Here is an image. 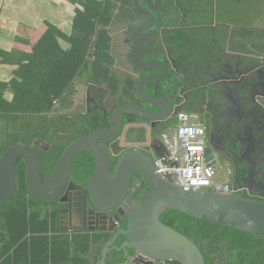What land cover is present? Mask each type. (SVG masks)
I'll return each mask as SVG.
<instances>
[{
    "label": "crops",
    "instance_id": "crops-1",
    "mask_svg": "<svg viewBox=\"0 0 264 264\" xmlns=\"http://www.w3.org/2000/svg\"><path fill=\"white\" fill-rule=\"evenodd\" d=\"M93 1L95 2L90 0H0V106L7 105L13 108L12 103L19 97L18 83L29 75V68L26 66L31 61L44 64L45 60L39 61V55H43L47 50L41 48L38 54L34 53L42 38L52 30L51 37L44 43L50 44L49 49L53 48L54 55L57 53L55 40L62 49H70L71 40L68 37L73 33L79 11H84L86 6L97 7L93 4L96 2L101 3L104 7L108 5L109 1L114 4L112 9L114 18L111 24L107 25L111 31L110 43L114 57L111 70L122 77L123 83L127 84L128 79L137 81V92V85L141 77L151 74V72L152 74H155L153 72L156 74L163 72L158 67L150 72H142L134 65V43L128 42V34L133 33L136 27L147 21V18L138 12L136 0H131L130 7L133 11L135 10L134 15L128 11L124 12L122 9L125 0ZM217 2L219 10L222 9L219 16L213 14ZM138 5L141 8H147L145 0H139ZM161 5L164 6V11L159 15V22L155 23L152 29L145 31L146 34L152 33V39L157 38L155 42L146 44L145 60L159 59L169 63L170 73H179L182 85L178 92L181 96L180 102L174 103L175 99L170 95L174 99L173 106L176 113L168 120H164V125L168 126L166 129L158 130L161 133V144L158 147L155 146V149L150 148L154 158L166 152L165 138L172 136L177 131L180 124L177 113L184 112L190 116V113L185 110V93L187 99L192 98L196 105L204 104L207 106L206 109L220 103V97L225 94H228L227 99L237 100L251 97V93L255 92V98L264 102V88L261 87L259 90L261 81L248 91V83L256 82L257 80L252 81V79H257L259 76L258 73H255L258 70L253 71V69H259V66L264 62V0H162L160 5L152 8L154 14L157 13L159 7H162ZM234 14L240 15L234 16ZM155 29H159V31L156 32ZM179 30L183 39L186 38L188 47L186 46L185 49V45H182L181 53L172 57L166 36L170 38L174 36V31ZM160 41L163 47L157 49L152 58H146L149 54V45ZM190 50L193 52L190 53ZM173 59L176 62L181 59L183 67L186 64L191 68L192 72L189 78H185L184 71L182 73L175 72V68L172 67L174 64L170 63ZM229 70H232L233 73H230ZM243 70L249 71L245 74L247 83L236 84L237 81L234 80L241 76ZM226 74L230 78H226ZM234 76L235 79H232ZM87 80L91 82L90 79ZM91 83L95 87L105 89L109 105L112 90H109L106 84ZM69 92L70 94L68 96L66 94L62 99H54L53 107L48 113H25L15 111V109L12 112L3 111L1 113L0 111V152L12 138L14 139L13 136L5 138V132H9L10 121L14 122V126L17 124V127L28 124L36 126V121L47 119L55 113L67 114L71 112L75 96L79 93L78 81L74 82ZM117 94H122L126 103L141 106L142 99L138 93L135 97L133 90L129 94L119 90ZM63 101L65 110L60 107V103ZM251 105L255 107L256 104L251 102ZM149 109L155 108L150 106ZM259 109L264 112V104L263 108L259 107ZM30 115L34 117L37 115L39 119H26ZM190 122L201 124L198 121ZM3 123L4 128L2 127ZM155 127L156 125L143 126L146 129L147 139L151 137V131ZM127 129H130L129 124L125 127V130ZM15 130L19 135L24 133V129ZM229 164V161L215 164L214 182L216 184L234 186L229 178L231 172ZM70 236L73 238V235Z\"/></svg>",
    "mask_w": 264,
    "mask_h": 264
},
{
    "label": "water",
    "instance_id": "water-1",
    "mask_svg": "<svg viewBox=\"0 0 264 264\" xmlns=\"http://www.w3.org/2000/svg\"><path fill=\"white\" fill-rule=\"evenodd\" d=\"M136 0V8L147 21L128 34V42L134 43V65L142 72H150L155 68L163 70L160 74H148L139 79L137 93L146 103L155 109H149L137 104L126 103L114 109L110 116V127L91 130L72 143L61 154L57 164L47 179L45 175V162L35 141L22 139L9 148H5L0 155V202L9 199L15 194V180L17 176V163L22 158L26 163V180L30 192L43 199H53L57 194H48V189L61 188L72 178V183L78 179L72 168L77 155L89 151L95 162L94 173L82 184L80 190L85 196L90 197L93 206L101 211H108L112 215L115 210L124 208L127 211V228L114 233V239L107 243L101 251L96 264H108L107 256L112 248L110 246L119 234L127 237L119 250H123L128 257L126 262L114 264H136L129 255L128 250L136 252L151 259L171 260L180 264H205L203 253L197 243L188 236L165 224L161 214L168 208L186 212L201 219L217 222L239 230L261 233L264 236V199L245 196L238 192L225 193L215 189L185 188L175 184L170 176H162L156 170L154 159L139 148H131L121 154L114 164L113 154L117 147L108 148L105 141L117 139L123 130L125 114L138 115L148 122L163 123L176 110L173 106L174 99L170 96L157 97L145 91V86L151 82L165 79L170 73V64L159 59L145 60L146 44L155 42L151 38L152 29L157 22L152 8L160 5L162 0H145L147 8H141ZM159 31V29H155ZM128 33V32H127ZM146 35H149L148 37ZM170 63L175 64L176 60ZM173 67V66H172ZM175 72H178V68ZM251 79V78H250ZM257 80V81H256ZM248 83V91L260 83V75ZM257 83V84H256ZM174 112V114H173ZM206 149V160L209 165L215 161ZM137 170L145 181L150 191L138 200L132 201L128 197L134 171ZM71 187V185H70ZM60 188V189H61ZM264 192V187H263ZM59 191V190H58ZM77 194V201L80 200ZM115 220L110 219V231L114 230ZM151 263V262H148Z\"/></svg>",
    "mask_w": 264,
    "mask_h": 264
},
{
    "label": "trees",
    "instance_id": "trees-1",
    "mask_svg": "<svg viewBox=\"0 0 264 264\" xmlns=\"http://www.w3.org/2000/svg\"><path fill=\"white\" fill-rule=\"evenodd\" d=\"M124 3L122 7L124 12L128 11V13L134 15L135 10L133 11L130 8L131 0H125ZM93 4L97 7L86 6L84 11H79L73 33L68 37L71 40L70 49H62L55 40L57 53L54 55L53 48L49 49L50 44L44 43L51 37L52 30L42 38L41 43H39L41 45L36 46L34 53L38 54L41 48L47 50L43 55H39V61L45 60L44 64L31 61L26 66L29 68V75L18 83L19 97L12 103L13 108L7 105L0 106L1 113L3 111L12 112L14 109L25 113H48L53 107L54 99H62L66 94L67 96L70 94L69 89L74 84L75 76L81 71H90L91 82L106 84L113 92L110 93V102L107 108L109 117L104 116L101 111L96 112L90 118L85 117L84 121L87 125L82 129L83 133H86L88 128L96 130L100 127L110 126L109 118L114 109L126 103L122 94H117L119 90L125 91L126 94L131 93L133 90L134 96H137V81L128 79L127 84H124L122 77L111 70L114 57L110 43L111 31L107 28V25H110L114 18L112 12L114 4L111 1L105 7L99 2ZM173 34L174 36L170 38L166 36V42L170 46L172 57H176L175 55L181 53L180 49L184 45L186 49L188 45L186 44V38L184 40L180 34V30L174 31ZM162 47L161 41L149 45V54L146 58L155 56L156 50ZM192 52L190 50V53ZM177 64L181 66V73L184 71L185 76H191V68L188 65L183 67L181 59L177 60ZM93 70L97 71V75L102 76L97 77V79L92 78ZM181 85L179 73L171 72L165 80L148 83L145 86V91L157 97L171 95L175 99L174 103H178L181 101V96L178 93ZM28 118L39 119L37 115L36 117L30 115L26 119ZM141 119L138 115L127 113L124 117V125ZM43 120L46 121V119ZM16 129H24L23 132L30 138L40 135L41 132L36 131V126L34 127L32 124L18 126ZM54 130L56 129L54 128ZM134 131L140 133L139 140L146 139L145 128H132L129 133L132 134ZM49 135L54 137L55 134L53 132ZM12 136L17 139L18 132L13 133ZM10 137V135L7 136V138ZM83 156L87 159L84 162H79L85 167L83 174L85 178L93 173L95 163L89 151H85ZM117 160L118 157L115 158L114 162L116 163ZM76 167L78 169V166ZM18 181L17 185L20 188ZM148 191L147 185L143 184L137 191L136 198H140L144 192ZM244 195L249 196L247 191ZM18 202L19 205L11 213L12 218L10 217V227L12 229L10 243L5 245V242L3 253L1 251V256L5 257L2 264L97 263L101 255V246L98 243L103 244L102 236L92 238L89 233H77L72 238L68 234L58 233L54 237H49L46 235L49 229L47 219H42L36 214H33L29 219L26 211L23 214L21 212V207L24 208L22 201L18 200ZM161 220L197 243L203 253L205 264H264V236H261V233L254 234L239 230L173 208L166 209L161 214ZM28 231L32 232L31 238L27 236ZM113 256L115 258H112ZM121 256L122 253L114 250L113 253L108 254L107 262L121 261Z\"/></svg>",
    "mask_w": 264,
    "mask_h": 264
},
{
    "label": "flooded vegetation",
    "instance_id": "flooded-vegetation-1",
    "mask_svg": "<svg viewBox=\"0 0 264 264\" xmlns=\"http://www.w3.org/2000/svg\"><path fill=\"white\" fill-rule=\"evenodd\" d=\"M163 11L164 6L159 7L157 13L155 12L157 18L156 23L159 22V15L162 14ZM261 66H259V69H253V71L258 70L255 73H258L262 79L259 84V90L261 87L264 88V62ZM173 67L178 68L177 71L180 72L181 66L178 65L177 62ZM229 72L233 73L232 70H229ZM247 72L249 71L243 70L239 78L235 79L234 76L232 79L237 81L236 84L244 85L247 83L245 75ZM153 73L156 74V72ZM185 78H189V76H185ZM226 78L230 77L226 74ZM78 90L79 93L75 96V103L71 108V112L67 114L55 113L46 119L41 129V132L45 134L40 133V135L30 138L24 133L20 135L18 133L17 139L12 138L3 150H1L0 155L4 152L5 148H9L22 139L35 141L36 144L39 145L38 150L45 162L44 179H47L65 148L78 137L93 130L88 128L86 133L82 132V129L87 125L84 121L85 117L90 118L99 111H101L104 116L109 117L105 89L95 87L91 82L83 79L78 82ZM256 90L257 88L255 91ZM227 96L228 94L221 96L220 103L206 109L207 106H204V104L196 105V102H194V100L192 101V98L187 99L185 93V110L190 113V121H198L204 126L205 150H210V156L212 160L215 161L214 166H216L215 164L229 161V166L231 168L229 178L234 187L242 188L243 190L240 192L242 194H245L247 191L250 196L264 199V192L262 190L264 187V119H261L264 118V112L259 109V107L263 108L264 102L255 98V92L251 93V97L239 98L237 100L227 99ZM251 102L256 104L255 107H252V105L250 106ZM141 106L150 108V104L143 100ZM128 124L130 125V129H141L146 125L152 126V123L145 119L133 121ZM126 125L123 126V130L120 132L117 139L104 142L108 148L114 149L116 146H119L114 151L115 155L113 154L112 156L113 162L116 157L119 158L121 154L131 148L142 149L154 159V154L150 148L155 149V146L158 147L159 144H161V133L158 130H160V128L164 130L168 126L164 125V123H155L156 127L151 131V137L147 139L146 135L145 140H139L138 137L140 133L134 131L131 135V133H129L130 129L125 130ZM54 128L56 130H54ZM53 132L55 135L51 137L49 133L52 134ZM84 152L85 151L77 155L72 164L78 182L72 183V178L70 177L68 185L65 184L61 188L62 183L60 182L58 183L59 188L57 190L54 189V191H51L48 189V194H57L53 199H43L30 192L26 180V163L22 158L18 160L15 194L9 199L0 202V264H2L5 259V257L1 256L3 253V246L10 243V237L12 236V229L10 227L12 218L11 213H13L15 207L19 205L18 200L22 201L24 206V208L21 207L22 214L26 211L29 219L33 214L40 216L42 219H47L46 221L48 222L49 229L46 235L49 237H54L58 233L73 236L77 233H89L92 238H99L102 236L103 244L98 243V245L101 246V251L107 243L114 239L115 232L127 228V211L124 208L119 211L116 209L112 215H109L108 211H101L93 206L90 197L88 195L85 196L82 190H80L82 184H84L83 182L94 173L93 171L91 175L85 178L83 176L85 167L82 163L80 164L79 161L84 162L87 159V157L83 156ZM114 164L116 163L114 162ZM76 166H78V169H76ZM18 177L20 178L19 181ZM17 181L19 182L20 188H18ZM143 184H146L145 181L141 178L139 172L135 170L128 192V197H130L132 201L139 199L136 198V193ZM79 192H81L79 196L80 200L78 199L77 201V194ZM148 192H144V194ZM144 194H142V196ZM40 207L45 210V213H42ZM111 218L115 220L114 224L112 223L114 226L113 231L109 230ZM58 226L59 229H57ZM31 235L32 232L28 231L27 236L31 238ZM126 240L127 237L124 235L119 234L117 236L116 240L110 246L112 249L109 253H113L114 250H117L119 253H122V260L111 263L107 262L108 264L121 263L128 260L124 251L118 249ZM5 242L6 244L4 245ZM128 253L132 255V260L136 264H180L179 262L171 260L151 259L136 252L134 249H129ZM90 255L93 257L92 254ZM112 258H115V256ZM50 262L52 263V261ZM60 264L72 263L63 262Z\"/></svg>",
    "mask_w": 264,
    "mask_h": 264
},
{
    "label": "built area",
    "instance_id": "built-area-1",
    "mask_svg": "<svg viewBox=\"0 0 264 264\" xmlns=\"http://www.w3.org/2000/svg\"><path fill=\"white\" fill-rule=\"evenodd\" d=\"M177 116L180 124L172 136L165 138L166 152L154 158L157 172L185 188L241 192L242 188L214 182L216 168L206 160L204 126L190 122V116L184 112Z\"/></svg>",
    "mask_w": 264,
    "mask_h": 264
},
{
    "label": "rangeland",
    "instance_id": "rangeland-1",
    "mask_svg": "<svg viewBox=\"0 0 264 264\" xmlns=\"http://www.w3.org/2000/svg\"><path fill=\"white\" fill-rule=\"evenodd\" d=\"M221 12H222V9L221 10H219V4H218V2L215 4V6H214V9H213V14L215 15V16H219L220 14H221ZM237 15H240V14H234V16H237ZM137 18H139V17H137ZM96 70H93L92 71V78H95V79H97V77H101L102 75H97L96 74ZM90 75H91V72L90 71H81L80 73H78L76 76H75V79H74V82H79V81H82L83 79H90ZM73 82V83H74ZM106 88V87H105ZM108 88V87H107ZM110 90V89H109ZM72 97V96H71ZM72 99V98H71ZM64 101L63 102H61L60 103V107H61V109H63V110H65L66 109V107H64ZM66 114V113H65ZM45 123V121L44 120H38V121H36V128H37V130L36 131H41V129L43 128V124ZM14 122L13 121H10L9 122V132H5V138L8 136V135H10V136H12L13 135V133H15V129H16V127H17V124H16V126H15V128H14ZM2 127L4 128V123H3V125H2ZM40 133H42V134H44L43 132H40ZM40 210L42 211V213H45V210L43 209V208H41L40 207ZM57 229H59V226L57 227ZM95 256H96V254H95Z\"/></svg>",
    "mask_w": 264,
    "mask_h": 264
}]
</instances>
